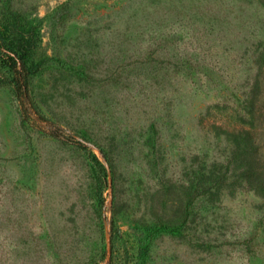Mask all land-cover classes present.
<instances>
[{"label": "rangeland", "instance_id": "1", "mask_svg": "<svg viewBox=\"0 0 264 264\" xmlns=\"http://www.w3.org/2000/svg\"><path fill=\"white\" fill-rule=\"evenodd\" d=\"M0 33L47 118L0 53V264L108 233L110 264H264V0H0Z\"/></svg>", "mask_w": 264, "mask_h": 264}, {"label": "trees", "instance_id": "2", "mask_svg": "<svg viewBox=\"0 0 264 264\" xmlns=\"http://www.w3.org/2000/svg\"><path fill=\"white\" fill-rule=\"evenodd\" d=\"M0 53L6 55L8 64L14 72V79L17 85L18 95L22 99L21 104L23 106L24 113L27 115V117L34 115L35 119L40 122L47 121V118L43 113L40 112L29 93L30 73L26 63L27 52L18 51L17 49H15L0 33ZM44 130L52 135L64 137L66 138V140H73L76 143L87 146L85 142H83L77 135L73 133H68L66 137V135L63 133L62 127H60L59 125H55L54 127L47 129L45 128ZM236 131V137L244 141L246 146L251 148V151L255 156V153H257L258 150L257 144L253 139L252 131L246 128H240ZM255 158L256 156L254 157V159Z\"/></svg>", "mask_w": 264, "mask_h": 264}, {"label": "water", "instance_id": "3", "mask_svg": "<svg viewBox=\"0 0 264 264\" xmlns=\"http://www.w3.org/2000/svg\"><path fill=\"white\" fill-rule=\"evenodd\" d=\"M107 241H108V264H110L112 247H111V237L109 233L107 234Z\"/></svg>", "mask_w": 264, "mask_h": 264}]
</instances>
